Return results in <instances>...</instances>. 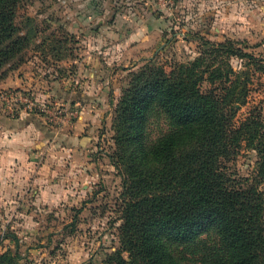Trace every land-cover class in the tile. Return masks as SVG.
Masks as SVG:
<instances>
[{"label":"trees","instance_id":"trees-1","mask_svg":"<svg viewBox=\"0 0 264 264\" xmlns=\"http://www.w3.org/2000/svg\"><path fill=\"white\" fill-rule=\"evenodd\" d=\"M22 2L0 0V69L29 45L15 25ZM197 41L205 54L255 60L239 41ZM65 48L56 46L51 55L62 60L58 53ZM228 71L225 62L209 66L199 58L168 75L147 69L123 88L112 159L122 178L121 224L118 249L107 264H264V100L235 124V106L246 104V92L235 98L229 90L221 96L214 91ZM153 108L173 131L148 144L145 127ZM243 150L257 157L249 178L230 170ZM205 235H213L214 246ZM4 240L14 250L1 251L0 264H18L20 238L7 233Z\"/></svg>","mask_w":264,"mask_h":264},{"label":"rangeland","instance_id":"rangeland-1","mask_svg":"<svg viewBox=\"0 0 264 264\" xmlns=\"http://www.w3.org/2000/svg\"><path fill=\"white\" fill-rule=\"evenodd\" d=\"M117 1L116 6L111 3L105 19H110L114 8L119 9V5L122 7L125 3V0ZM252 1L130 0L135 5L136 2L138 5L149 2V11H154L160 21L161 33L166 34L163 43L148 59L140 62L132 60L126 68H115L117 74L112 79L117 80L119 87L113 89L115 94L111 95L109 121L103 128L101 139L95 142L94 157L99 160L96 164L99 167L98 176L90 189H59L60 193L63 192L61 200L51 208L38 204L40 198L35 192L39 193L40 189H29L28 193L26 189H0V252L14 250L11 242L2 241L5 234L14 233L20 238V252L23 255L18 264H107L108 256L116 252L119 246L117 235L121 224L119 195L122 192V178L112 159L117 154L116 108L123 88L135 75L147 69L160 68L168 75L181 65L188 66L203 58L209 66L225 62L231 67L222 81L216 82L215 93L221 96L229 90L235 98H241L246 92V104L235 106V124L253 109L259 110L264 100V7L256 17L253 16L256 23H251L249 5ZM80 8L74 0H23L16 11L15 25L29 39V45L23 54L0 69V83L17 76L23 77L24 74L36 77L38 86L41 81L47 84L53 74L62 76L60 79L70 78L76 70L74 65H58L60 68H57L47 62V57L52 61V49L59 45L66 46L58 53L62 61L76 55V42L68 33L72 25L79 28L77 19ZM97 8L99 6H94L91 13ZM135 8L142 16L149 14L146 6L143 11L140 10L142 7ZM232 14L241 19L233 23L241 24L246 29V33H240L239 39L231 38L238 36V33H234L237 28H233ZM253 24L254 27L249 28ZM250 30L253 32L249 33ZM198 38L210 43L237 40L242 43L240 48L255 60L205 54ZM202 88L208 91L211 86L204 82ZM5 91L27 94L13 89L0 90ZM30 93L33 94L30 95L32 98L44 100L39 91ZM0 115L9 116L1 109ZM145 129L148 144L173 131L172 125L158 108L149 112ZM256 163V154L243 150L231 163L230 170L239 178H249L254 174ZM261 188L264 190V186ZM203 238L205 243L215 245L213 235Z\"/></svg>","mask_w":264,"mask_h":264},{"label":"crops","instance_id":"crops-1","mask_svg":"<svg viewBox=\"0 0 264 264\" xmlns=\"http://www.w3.org/2000/svg\"><path fill=\"white\" fill-rule=\"evenodd\" d=\"M74 1L81 7L77 19L79 28L72 25L68 33L78 48L75 59L53 58L51 61L47 57V62L57 68H60L58 65H74V74L63 79L53 74L51 81L47 80V84L41 81L40 86L36 77L28 74L0 83V90L13 89L28 94L39 91L47 103L59 104L74 113V117L56 123H49L45 116L37 113L0 115V189H26L27 193L29 189H40L35 193L40 198L38 204L44 208L60 202L63 192L59 189L91 188L99 169L96 165L99 160L94 157L95 142L101 139L109 121L113 89L119 87L117 80L112 79L117 74L115 68H126L132 60L148 59L163 43L166 34L161 33L154 11H149V2L135 5L125 0L122 7L114 8V14L107 20V10L111 3L116 6L117 0ZM94 6L99 8L91 13ZM135 6L142 7L141 11L146 6L149 14L142 16ZM262 7L264 0L251 2V23H256L253 16L256 17ZM232 15L233 28H237L234 33L238 36L231 38L239 39L246 29L241 24L235 25L233 22L241 19ZM252 27L254 24L249 26Z\"/></svg>","mask_w":264,"mask_h":264},{"label":"built area","instance_id":"built-area-1","mask_svg":"<svg viewBox=\"0 0 264 264\" xmlns=\"http://www.w3.org/2000/svg\"><path fill=\"white\" fill-rule=\"evenodd\" d=\"M31 94H16L0 92V109L9 116H17L23 112L37 113L46 117L49 123L67 120L74 117V113L61 105L49 104L45 100L32 98Z\"/></svg>","mask_w":264,"mask_h":264}]
</instances>
